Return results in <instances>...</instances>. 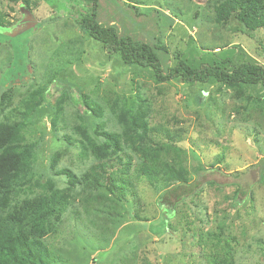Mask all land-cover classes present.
I'll list each match as a JSON object with an SVG mask.
<instances>
[{
	"label": "rangeland",
	"instance_id": "374dc122",
	"mask_svg": "<svg viewBox=\"0 0 264 264\" xmlns=\"http://www.w3.org/2000/svg\"><path fill=\"white\" fill-rule=\"evenodd\" d=\"M137 1L99 0V20L123 35L165 46L159 50L165 72L176 50L194 66L264 62V28L248 36L236 30V21L222 27L214 11L221 0ZM29 5L0 0V148L17 142L35 147V182L19 196L41 191L36 182L49 178L67 194L59 231L44 238L58 257L55 264H264V88L241 92L214 80L158 82L150 67L127 64L119 52L107 54L81 29L76 20L86 12L85 1ZM24 14L34 17L35 27L16 34ZM41 89L50 96L31 122L13 129ZM62 91L70 97L60 96ZM79 93L97 105L100 116L82 112ZM128 104L145 112L149 127L168 128L176 144L154 129L137 138L141 132L128 129L119 116ZM102 130L126 138L117 154L104 155L111 172L122 168L118 155L128 160L127 173H114L115 193L98 174L99 183L84 179L101 161L92 148L105 140ZM66 135L80 142L70 144ZM158 144L155 157L190 179V194L169 220L158 205L161 190L136 171L142 153L136 146ZM75 176L83 183L72 184Z\"/></svg>",
	"mask_w": 264,
	"mask_h": 264
},
{
	"label": "trees",
	"instance_id": "16d2710c",
	"mask_svg": "<svg viewBox=\"0 0 264 264\" xmlns=\"http://www.w3.org/2000/svg\"><path fill=\"white\" fill-rule=\"evenodd\" d=\"M83 1L87 3L86 12L76 20L81 29L93 39L100 41L107 54L119 52L122 60L127 64L150 67L158 82L175 78L191 84L214 80L230 88H239L241 92L256 85L264 88V62L253 58L238 62L227 60L230 64L213 62L194 66L184 57L182 51L176 50L175 62L169 67L168 72H165L159 53V50L165 49V46L121 34L116 26L105 25L99 20V0ZM126 1L138 2L137 0ZM24 2L30 7V0H24ZM130 6L138 10L135 5L130 4ZM214 11L216 21L222 27H227L232 21H236L238 23L236 30L248 36L264 28V0H221L215 5ZM63 92L59 95L70 97L68 93ZM34 93H37L33 97L34 102L22 112L21 121L13 124V129L19 124H22L23 128L25 121L31 122L36 107L48 98L50 90L41 89ZM78 100L86 106L85 110H82L85 115L100 116L101 111H98L97 105L89 101L84 94L79 93ZM119 116L128 129L134 130L135 133L141 132L137 138H141L142 135L147 136L148 132L154 129L155 133L164 131L167 138L172 140V144L177 142L168 128L160 125L149 127L145 112L136 109L134 104H128ZM101 134L105 136V142L92 148L101 161L91 166L93 175L86 174L84 179L88 183L91 178H94L95 182L99 183L95 177V174H98L107 181L106 187L111 189V186L116 184H114V173L128 172V169L123 166L128 160L124 162L123 156L118 155L117 163L122 168L118 167L115 172H111L109 169L113 164L106 162L104 155L117 154L126 138L123 133L106 130H102ZM65 137L70 144L76 145L80 142L71 140L74 139L71 136ZM91 143L94 144L93 141ZM160 147V144L145 145L143 148L136 146V149L142 152L139 155L140 160L136 171L138 175L145 177L148 183L161 190L158 205L162 208L163 215L169 220L176 214L182 200L190 194V179L183 170L177 169L162 158L155 157L159 155ZM35 158V147L31 143L17 142L0 148V264H55L58 259L44 242V238L48 233L59 231L68 205L67 194L56 186L53 179L49 178L41 181L42 183L36 182L41 187V191L29 196H19L20 190L32 187L35 182V174L32 170ZM59 173H66L70 178L73 176L71 171L66 169L59 170ZM77 179L75 176L70 181L72 184L83 183ZM122 184L125 186V180ZM118 189L123 190L124 187L121 186ZM110 191L115 193L113 189Z\"/></svg>",
	"mask_w": 264,
	"mask_h": 264
},
{
	"label": "flooded vegetation",
	"instance_id": "af4514ba",
	"mask_svg": "<svg viewBox=\"0 0 264 264\" xmlns=\"http://www.w3.org/2000/svg\"><path fill=\"white\" fill-rule=\"evenodd\" d=\"M24 18H26V15L24 14V17H23V19L21 18L20 19V22L15 26V28H16V31L15 32H18L19 30H21L19 27L20 26H22V24L23 25H25V24H28V23H34L35 22V19H34V17L33 16H31V18L28 20V19H25L24 20ZM17 26H18V28H17ZM4 35L5 36H9V37H11V33H4ZM4 43H7L8 45H11V43H10V39H4V41H3ZM17 78H15V80H16ZM12 80V79H11Z\"/></svg>",
	"mask_w": 264,
	"mask_h": 264
},
{
	"label": "water",
	"instance_id": "95a60500",
	"mask_svg": "<svg viewBox=\"0 0 264 264\" xmlns=\"http://www.w3.org/2000/svg\"><path fill=\"white\" fill-rule=\"evenodd\" d=\"M26 13H27V12H26ZM24 20H25V19H24ZM28 20H29V19H28ZM35 24H36V22H34V23H28V24L25 25L24 27L20 26L19 28H20L21 30H19L18 32H16V34L22 32V31H24V30H27V29H30V28H34V27H35Z\"/></svg>",
	"mask_w": 264,
	"mask_h": 264
}]
</instances>
